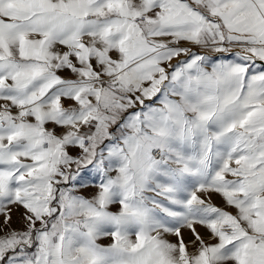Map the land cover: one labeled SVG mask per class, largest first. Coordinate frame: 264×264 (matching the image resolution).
I'll use <instances>...</instances> for the list:
<instances>
[{
  "label": "snow or ice",
  "instance_id": "obj_1",
  "mask_svg": "<svg viewBox=\"0 0 264 264\" xmlns=\"http://www.w3.org/2000/svg\"><path fill=\"white\" fill-rule=\"evenodd\" d=\"M0 264H264V0H0Z\"/></svg>",
  "mask_w": 264,
  "mask_h": 264
},
{
  "label": "rangeland",
  "instance_id": "obj_2",
  "mask_svg": "<svg viewBox=\"0 0 264 264\" xmlns=\"http://www.w3.org/2000/svg\"><path fill=\"white\" fill-rule=\"evenodd\" d=\"M95 189L94 188H88V189H82L81 190V194L87 196V195H90L92 192H94ZM217 203H222L219 199H217ZM14 227H20L21 225L19 224V220H18V214H17V217H14ZM101 243L103 244H108L110 243V239H105V240H102Z\"/></svg>",
  "mask_w": 264,
  "mask_h": 264
}]
</instances>
